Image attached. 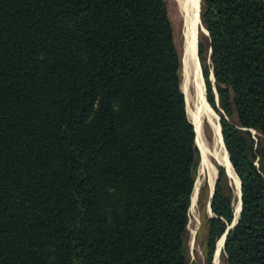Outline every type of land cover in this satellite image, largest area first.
Masks as SVG:
<instances>
[{
	"label": "trees",
	"instance_id": "16d2710c",
	"mask_svg": "<svg viewBox=\"0 0 264 264\" xmlns=\"http://www.w3.org/2000/svg\"><path fill=\"white\" fill-rule=\"evenodd\" d=\"M201 3L207 100L242 189L220 258L264 264V0ZM182 68L167 0H0V264H189ZM229 181L220 167L204 264L239 216Z\"/></svg>",
	"mask_w": 264,
	"mask_h": 264
},
{
	"label": "rangeland",
	"instance_id": "374dc122",
	"mask_svg": "<svg viewBox=\"0 0 264 264\" xmlns=\"http://www.w3.org/2000/svg\"><path fill=\"white\" fill-rule=\"evenodd\" d=\"M167 3H168V8H169V16H170V19L174 27L176 44L179 50L181 51L182 60H183V53H184L183 51L185 50L186 39L183 33L184 18H183V13L181 11V5L177 2V0H167ZM201 12H202V3H201ZM196 38H197V42L199 41V45L203 44L205 48L204 59L206 60V64L210 65L211 64V61H210L211 52L209 49V37H208V32L204 27L203 21H202V26L200 27V31L197 33ZM199 68H200L201 75H202L203 66H202L200 59H199ZM202 78H203V75H202ZM182 79H183V68H182ZM204 83L205 81L203 78V86L205 88L204 98L206 102L209 104L207 100V88H206V84ZM191 87L189 88V103L187 104V109H189L195 115L199 113L201 106L198 105V102L196 101V96H197L196 89L194 88V86H191ZM209 107L217 116L218 123H220L221 113L213 109L210 104H209ZM217 107H219V103ZM206 118L205 116L203 118L202 142L205 148L209 152L210 150L213 149L212 139L214 138V134H213L211 125L208 122L209 120ZM219 128H220L221 141L224 145L225 143L223 142V139H222L223 134L221 136L222 130H221L220 124H219ZM251 133H252V138L255 141L254 149L256 150L258 147L259 136L255 133V131H251ZM196 144H197V141H196ZM197 147L200 152V161H202L203 149L201 147V144L199 145L197 144ZM209 160H210L209 170H207L206 172L201 171V166H200L201 162H200L197 175H196V182H198L200 185H199L196 195L192 197V202H191L190 223H189V228H188L189 232H188V240H187L189 264H204L205 262L204 248H205V241L207 237V227L205 225V219L208 217V215L210 216L209 208L207 207V200H208V197H210V194L212 191V185L215 184V181H217L216 179L218 178L219 168L221 166L216 162V160H214L213 157H210ZM258 162H259L258 159H256L255 163L257 165H258ZM229 182L232 186L231 180ZM233 190H234V195H235L234 196V205H235L237 203V197H236V194H235L236 192L234 188ZM221 243L222 242L219 243V250L221 248ZM217 262L218 264H225L224 260L218 256H217Z\"/></svg>",
	"mask_w": 264,
	"mask_h": 264
},
{
	"label": "bare ground",
	"instance_id": "6f19581e",
	"mask_svg": "<svg viewBox=\"0 0 264 264\" xmlns=\"http://www.w3.org/2000/svg\"><path fill=\"white\" fill-rule=\"evenodd\" d=\"M177 2L181 5V11L183 13L184 18V37L186 39L185 50L183 51V79H182V90L186 97V103H189V88L194 86L197 92L196 101L198 105L201 106L198 114H193L189 109H187V113L190 121L193 123L196 132V141L197 144H201L203 149V159L201 162V171L209 170V158L213 157L216 162L224 167L227 171L228 177L232 182V186L235 189V194L237 197V203L234 205V213L235 217L238 216L240 211V180L238 184V179L235 176L234 169H232V164H230V159L226 148L224 147L221 137H220V128L218 123V118L215 113L211 110L208 103L204 98V86H203V78L201 75V71L199 68V57H198V45H197V33L200 31V27L202 26L201 17H200V4L201 0H177ZM192 88V87H191ZM203 112H202V111ZM208 119L211 128L213 130L214 138L213 141V149L208 152L202 142V129H203V118ZM204 133V132H203ZM209 147V146H208ZM211 149V148H210ZM214 177V176H213ZM202 181V180H201ZM199 183L196 182L195 190L193 196L196 195ZM214 184L212 185V189ZM233 203V202H232ZM220 251L223 248V239ZM219 257V256H218Z\"/></svg>",
	"mask_w": 264,
	"mask_h": 264
},
{
	"label": "water",
	"instance_id": "95a60500",
	"mask_svg": "<svg viewBox=\"0 0 264 264\" xmlns=\"http://www.w3.org/2000/svg\"><path fill=\"white\" fill-rule=\"evenodd\" d=\"M201 5V4H200ZM200 17H201V6H200ZM201 23H202V20H201ZM197 45H198V57H199V41H198V43H197ZM211 54V53H210ZM212 79L214 80V75H212ZM193 124V123H192ZM220 124V123H219ZM221 167V166H220ZM221 168H223L224 169V167H221ZM226 171V170H225ZM226 174H227V171H226ZM227 177H228V174H227ZM229 178V177H228ZM217 180V179H216ZM215 187H216V181H215V184H214V187H213V189H212V191H211V195H210V200L212 199V196H213V194H214V190H215ZM240 198H239V200H240V212H239V216L235 219V222L232 224V226L228 229V231H227V233L223 236V248H224V244H225V240H226V235L228 234V232H229V230L230 229H232L237 223H238V221H239V219H240V213H241V210H242V189H241V182H240ZM209 212H211V206L209 205ZM222 248V249H223ZM222 251V250H221ZM220 254H221V252H219V254H218V256L220 257Z\"/></svg>",
	"mask_w": 264,
	"mask_h": 264
}]
</instances>
